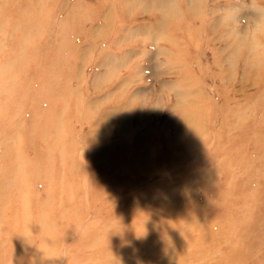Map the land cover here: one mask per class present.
Segmentation results:
<instances>
[{
  "label": "rangeland",
  "instance_id": "374dc122",
  "mask_svg": "<svg viewBox=\"0 0 264 264\" xmlns=\"http://www.w3.org/2000/svg\"><path fill=\"white\" fill-rule=\"evenodd\" d=\"M172 3L0 0V264H264V0Z\"/></svg>",
  "mask_w": 264,
  "mask_h": 264
},
{
  "label": "bare ground",
  "instance_id": "6f19581e",
  "mask_svg": "<svg viewBox=\"0 0 264 264\" xmlns=\"http://www.w3.org/2000/svg\"><path fill=\"white\" fill-rule=\"evenodd\" d=\"M155 2H156V5L158 6L157 8H160L161 10H162V16H164V14L165 13H167L170 9H172V7H173V3H172V0H154ZM166 1V2H165ZM189 2V1H188ZM189 4V3H188ZM155 5V6H156ZM187 8L189 9V8H192L191 6H188L187 5ZM176 11V10H175ZM82 16V14L81 15H79L78 17H81ZM56 102H59V99H56L55 100V103ZM53 103V102H52ZM54 107H55V104L53 103V109H54ZM55 109H56V107H55ZM54 109V110H55ZM2 112V115L0 116L1 118L3 117V115H5L6 113L2 110L1 111ZM54 112V111H53ZM52 116V115H51ZM57 126H59V122L57 123ZM56 126V127H57ZM263 147H264V143H263ZM14 152H15V150H14V147L10 150V152H9V156L8 157H10L12 154H14ZM20 155H18L17 157H15V158H17L18 160L20 159ZM17 166V165H16ZM18 168H19V166H17ZM26 252H28V249L26 248ZM33 255V254H32ZM21 262H23L22 260H21Z\"/></svg>",
  "mask_w": 264,
  "mask_h": 264
}]
</instances>
